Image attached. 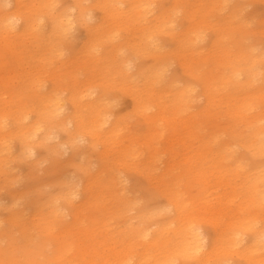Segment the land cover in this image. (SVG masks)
Instances as JSON below:
<instances>
[{"label": "bare ground", "instance_id": "1", "mask_svg": "<svg viewBox=\"0 0 264 264\" xmlns=\"http://www.w3.org/2000/svg\"><path fill=\"white\" fill-rule=\"evenodd\" d=\"M6 1L14 5L7 9L5 1L0 0V36L21 37L23 40L33 37L35 42V45L26 47L24 42L17 43L15 38H10L0 49V53L11 54L8 62L15 67L14 74L19 66L22 68L16 75L22 77L26 88H30L31 82L33 88L42 90L41 67H35L34 61L47 59L52 63L55 57L64 55V49L59 45L65 46L76 21L86 25L87 40L83 41L80 49L84 54L79 55L77 52L69 60H75L76 57L90 60L92 57L93 72L106 64L109 68V76L104 75L107 81L130 77L128 71L135 64L128 60L129 55L137 58L150 56L154 60L149 66L138 63L137 73L146 89L143 93L135 92L133 97L135 113L143 116L142 121L149 130L147 145L150 150L145 162L137 161L141 153L136 155L138 150L134 149L135 144L131 142L127 146L119 139L125 131V120L111 119L105 110L106 101L101 91L97 93L91 89L86 97H78L74 92L69 97L74 110L68 115L67 121L60 117L65 103L59 97L57 85L38 96L12 97L23 101L20 113L12 120L7 119L8 114H2L0 172L5 166L6 156L16 150L9 139L4 140L11 132L17 136L20 154L26 157L34 153V143L48 145L56 129L65 130L63 144L68 147H73L79 139H85L91 147L99 150L101 167L97 172L78 164L77 170L86 174L85 179L82 177L74 186L62 178L59 180L62 181L59 185L61 189L51 200L46 203L36 201L35 215L40 217L39 224L46 230L56 222L65 223V218L70 216L72 220L63 228V233L67 235L72 232V228L82 224L86 208L94 206V209L97 207L101 210L103 202L100 200V188L109 189L112 194V187L116 189L121 182V166L124 168L126 165L148 174V179L157 180L158 185L154 188L165 195L167 207L174 211L173 218L156 221L154 227L148 226L146 221L156 212L142 211V220L136 224L130 223L124 238L113 233L114 241L121 242L122 247H115L112 262L100 261V248L84 243L93 236L89 232L85 233L84 240L76 237L77 243L83 242L82 245H76L75 241H69L64 235L57 236L59 246L47 262L75 264L82 257L80 264H177L178 260L180 264H233L234 259H240L243 264H264V92L257 89L259 97H255L247 89L258 75L261 74L264 79V50L256 54L252 51L245 53L240 51L241 46H236L234 49H239L238 52L230 55L228 51L221 55L219 53L213 64L215 68L224 66L226 71L218 74L212 69L197 71L189 61L181 62L197 78L206 102L199 112L182 119L180 125L183 130H179L181 127L177 124L169 133L170 141H166L168 146L162 152L172 158L160 174L155 173V169L161 151L151 145L156 138L163 139L161 135L166 134L163 124L165 127L167 122L175 124L176 118L172 114L184 110L186 103L192 99L187 96L189 88L173 85L175 80L172 79L169 84L178 88L173 95V109L165 105L163 85L167 79V60L172 53L164 49L159 41L160 36L176 43L173 53L177 55L189 51L200 53L195 47L198 46L197 40L203 39V29H209L204 21L215 8L220 9L230 0H170L171 6L161 3L157 8L154 6L155 0H93L90 5H84L83 0H73L76 14L55 12L54 0ZM237 1L235 15L242 9L241 4L245 0ZM96 7L102 11L101 20L89 24L88 21L94 16L88 10ZM179 11H184L193 25L192 29L186 32L176 30L173 22ZM213 31L215 38L210 41L211 47H215L219 40L222 42L226 34L222 26L215 27ZM120 37L121 41L115 44V40ZM112 53H117L116 58L113 59ZM202 57L204 63L211 58ZM99 85L105 92V82L101 81ZM220 89L227 91L226 94L231 97H216ZM254 99L260 100L262 108L247 114L258 102ZM30 104L34 108L31 109ZM214 104L218 109L212 108ZM81 110L87 114H82ZM33 111L35 119L31 118ZM224 118L227 121L225 126ZM221 129L230 130L231 139L228 143L222 141L224 132ZM184 135H187V141L189 138L196 140L192 146L184 140ZM178 144L182 145L181 159L175 157L179 152ZM239 149L245 150L241 157L246 163L235 157ZM249 162L252 163L251 169L247 168ZM173 166L180 168L181 173L175 175ZM182 175L193 177L191 183L198 185V192L192 197L194 200L187 199L179 188ZM103 194L105 196L106 193ZM19 198H12L6 208L8 215L11 214L9 223L19 225L23 237L27 238L30 227L27 225L29 223L22 222L25 209L21 207ZM199 206L203 211L198 212V215L192 208ZM2 221L7 220L0 218V224ZM98 222H103V219L96 215L93 223ZM205 229L206 232L208 229L207 233ZM106 239L99 240V244H104ZM13 243L7 248L12 247ZM139 243L145 250L138 251ZM69 246L78 247L74 259L65 255ZM0 252L3 249L0 248ZM0 264H10V260L1 261L0 258Z\"/></svg>", "mask_w": 264, "mask_h": 264}, {"label": "rangeland", "instance_id": "2", "mask_svg": "<svg viewBox=\"0 0 264 264\" xmlns=\"http://www.w3.org/2000/svg\"><path fill=\"white\" fill-rule=\"evenodd\" d=\"M4 1V6L7 9L13 7L14 3L7 4V1ZM92 3L93 0H83L84 5H90ZM161 3H165L166 6L172 5L170 0H155L154 6L157 8ZM74 4L73 0H54L53 2L55 12L76 14L77 10ZM237 5V0H230L229 3H224L220 9L215 8L206 18L204 23L207 24L209 29L202 30L203 39L197 40L198 46H195L197 50L201 51L200 53L189 51L187 54L177 55L173 53L176 43L170 38L160 36L159 41L164 49L172 53L167 60V79L163 85L165 89V105H167L168 109L172 108L173 95L178 91L177 87L189 88L190 91L187 96L189 98L192 97V99L188 104L186 103L184 110L172 114L176 118L175 124L167 122L166 127L165 123L163 124V131H166L165 135H161L163 139L158 137L153 144L149 142L152 147L158 148L161 151L155 173L160 174L163 172L167 167L168 160L172 158L162 151L166 150L168 146V135L173 127L177 124L180 125L184 117H188V115L192 116L199 112L206 102L205 97L201 94L202 87L197 78L190 70H186L181 62L185 60L189 61L197 71L212 69L211 71L218 74L226 71L224 66L215 68L213 64V60L216 59L219 53L221 55L225 51H228L230 55L238 52L240 49V51L245 53H247V51H252L256 54L264 50V0H245L241 4L242 9L235 15L234 10ZM88 11H91L94 16V19L88 21L89 24H95L101 20L102 11L99 7ZM187 18L184 15V11H179L175 14V21L173 24L177 31L186 32L192 29L193 25L190 24V20ZM217 26H222L226 34L224 33L225 36L221 39L222 42L219 40L215 47H211L210 41L215 38L213 29ZM47 27L48 26H46V28ZM122 35H124V32H122ZM10 38H15L17 43L24 42L26 47L29 44L35 45L33 37L23 40L21 37L2 35L0 36V49L5 45V41H8ZM66 40L65 46L59 45L64 49V55L55 57L52 63L47 59H45L46 61L44 59L34 61L35 67H41L40 77L43 79L42 90L33 88L31 82L30 88H26L22 77L17 76L22 68L19 66V69L14 74L15 67L8 62L11 54L7 52L0 53V118H2V114H8L7 119L11 118L12 120L15 115L20 113L19 108L22 106L23 101L15 100L12 97L38 96V94L50 90L54 85H57L59 97H62L65 103L60 117L65 118L67 121L68 115L74 110V106L72 101L69 100V97H71L74 92L77 93L78 97H86V93L91 89H95L97 93L100 91V93H104L103 97H105L106 101L105 110L108 115L111 116V119L123 118L125 120V131L122 132L119 139L124 144H127V146L131 142L135 144L134 149L138 150L136 155L141 153L137 161L145 162L148 151L150 150L147 145L149 130L148 125L142 121L143 116L135 113L133 97L135 92L143 93L146 89L143 80L140 78L141 76L137 73L138 63L141 62V64L149 66L153 64V58L150 56L137 58L129 55L128 60H131V63L135 64L128 71L130 77L107 81L105 76H109V74H107L109 68L106 67V64H102L97 71L93 72V67L91 66L92 57H90V60L83 59V57H76L75 60H69V57L74 56L77 52H79V55L84 54L80 49L87 40L86 25L76 21ZM120 41L121 37L115 40V44H118ZM203 42L205 44H203ZM236 46L241 47L235 50L234 48ZM112 55L114 59L117 53H112ZM202 55H205V57L210 56V61L204 63ZM7 78L8 80L5 82ZM172 79L175 80L173 85L177 87L169 84ZM101 81H104L106 84L105 92L101 90L99 85ZM247 89H250L251 94L256 95L255 97H259L256 93L257 89L264 92V79L261 77V74L258 75L253 85L251 84ZM226 92L227 91L220 89L215 96L231 97V95H228V93L226 94ZM144 95L147 96V94ZM254 101L258 102L247 114H250L252 111L257 112L262 108L260 100L254 99ZM30 106L31 109L34 108L31 104ZM212 108L218 109L215 104ZM153 109L156 110L155 107ZM81 113L84 115L87 114L85 110H81ZM31 114V118L35 119V111ZM226 122L224 118L223 126L226 125ZM67 125L71 127L69 123H67ZM240 126H242L241 122ZM179 127H181L178 128L179 130H183L182 125ZM221 130L224 132L222 134V141L228 143L231 139L229 134L230 130ZM55 132L56 133L48 140V145L34 143L33 146L36 148L34 153L30 154L29 157L20 154L18 139L15 134L12 132L8 133L7 137L4 139H9V141L16 146V150H14L10 156L5 155V166L3 167V171L0 172V218L7 220L2 221L0 224V248L3 249V252H0L1 261L10 260V264H30L32 261L33 264H57L58 261H47L55 255V251L59 246V244H57V236L64 235L69 241H75L76 245H82L84 243L93 246L97 245L102 251L100 256H98L99 260H104V263L108 261L107 263H109L114 260L113 252L116 249L115 247L117 246V249L122 247L121 242L114 241L113 233H117L121 238H124L131 226L130 223L136 224V222L142 220L140 217L142 211L143 213L145 211L156 212L152 218L146 221V224L151 227H154L156 221L173 218L174 211L167 207V198L164 194L158 193L154 188L158 185L157 180L148 179L150 178L148 174L131 166L126 165L123 168L119 165L122 171L121 182L116 186V189L112 187V194L109 189L100 188L99 190L100 195H102L100 200L103 202V208L101 210L97 207L94 209V206L86 208L83 212L82 224L72 228V232H68L67 235L63 233V228L66 226L67 222L72 220L70 216L65 218L67 220L65 223L61 221L56 222L53 227L46 230L39 224V221H41L40 217L35 215L36 201L46 203L51 200L61 189L59 185L62 181L59 180H62V178L68 180L67 182L72 185L74 184V186L80 182L82 177L85 179L86 174L84 175L83 172L77 170L78 164L88 166L93 172H97L101 167V161L98 157L99 150L96 147H91L88 140L79 139L73 147H68V145L63 144L66 137L65 130L56 129ZM183 137H186L184 140L187 139V135ZM39 139L40 138H38V140ZM195 141V139L190 138L188 141L186 140L187 144H191V146ZM181 146L180 144L177 145L179 152L175 155L176 159H181L183 157ZM244 154L245 150L239 149L235 157L242 159V161L246 163L245 159L241 157ZM174 168L173 172L175 175L181 173L180 168ZM247 168L251 169L252 163H247ZM213 179L215 180V178ZM192 181H194L193 177L182 175L179 185L181 191L184 192V196L189 200L198 192V185L191 183ZM214 182L215 181H213V188L216 187ZM159 183H162V181H159ZM104 192L106 193L105 196L103 194ZM14 197H20L18 200H20L21 207L25 209L22 222L29 223L27 224L30 227L28 229L29 234H27V238L23 237L19 225H12L9 223L11 214L8 215L6 206ZM192 200H194V198H192ZM16 208L22 209L18 206ZM90 209L94 210L91 211ZM45 210L47 211V209ZM192 210L199 215L198 212H202L203 208L199 206L192 208ZM96 215L102 218L103 222L94 224L93 221ZM86 232L93 235L91 236V240L89 241L87 239L84 243L78 244L75 240L76 237H80L81 240H84ZM204 232L207 233L208 229L207 232L206 229ZM105 237H107L106 242L104 244H99V240ZM12 241L14 242L12 247L7 248ZM77 248L78 247L75 246L72 248L69 246V250L65 255L73 258L77 252ZM143 249L145 250L143 245L139 243L138 251H142ZM79 258L80 259H77L75 264H80V260L83 258ZM232 262L233 264H243L240 259H234ZM177 264H180L179 260Z\"/></svg>", "mask_w": 264, "mask_h": 264}]
</instances>
